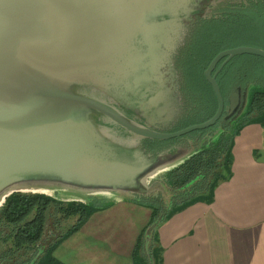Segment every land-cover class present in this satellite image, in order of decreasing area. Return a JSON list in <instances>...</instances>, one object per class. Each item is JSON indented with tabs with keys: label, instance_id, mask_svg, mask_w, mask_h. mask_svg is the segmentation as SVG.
<instances>
[{
	"label": "water",
	"instance_id": "95a60500",
	"mask_svg": "<svg viewBox=\"0 0 264 264\" xmlns=\"http://www.w3.org/2000/svg\"><path fill=\"white\" fill-rule=\"evenodd\" d=\"M223 1L188 0L170 12L160 10L162 0H0V207L13 193L82 203L155 190L168 197L158 177L199 147L188 140L151 154L142 140L206 129L223 112V120L237 116L247 93L241 101V89H233L225 105L216 74L234 56L264 58V50L242 45L217 53L204 71L217 99L214 115L173 132L155 126L154 115L169 79L178 90L177 74L172 67L171 75L150 76L141 59L152 55L159 27L177 20L187 28ZM159 221L145 229V246Z\"/></svg>",
	"mask_w": 264,
	"mask_h": 264
},
{
	"label": "trees",
	"instance_id": "16d2710c",
	"mask_svg": "<svg viewBox=\"0 0 264 264\" xmlns=\"http://www.w3.org/2000/svg\"><path fill=\"white\" fill-rule=\"evenodd\" d=\"M242 45L264 50V0H225L212 7L208 15L192 21L174 57L181 95L192 111L177 119L167 132L204 122L214 115L217 99L204 71L217 53ZM216 82L225 105L233 86L239 85L240 89H244L247 93L244 110L226 120L222 119L223 112L220 118L223 129L217 134L218 123L185 135L206 134L195 154L158 177L166 186L168 197L155 190L137 195L132 200L151 209V218L145 229L156 219L160 220L147 246L145 229L138 236L133 250V264H163L162 250L157 243V228L172 214L194 201L211 202L218 183L231 176L234 137L247 124H264V58L249 54L234 56L216 74ZM144 140L151 152L159 151L174 141ZM164 176L173 178L168 183L162 180ZM188 190H191L188 198L171 203L176 192ZM111 203L95 198L87 203L62 201L41 193L9 195L0 207V264H8L4 261L8 255L14 256L12 264H63L53 255L55 247L77 231L93 212ZM73 217L75 221L67 230L47 244H40L44 241L45 229L50 221L58 226L62 220Z\"/></svg>",
	"mask_w": 264,
	"mask_h": 264
},
{
	"label": "crops",
	"instance_id": "0c3cea01",
	"mask_svg": "<svg viewBox=\"0 0 264 264\" xmlns=\"http://www.w3.org/2000/svg\"><path fill=\"white\" fill-rule=\"evenodd\" d=\"M151 209L120 199L93 212L63 239L54 257L63 264H133V250ZM163 264H264V124L234 137L231 176L211 202L197 200L157 228Z\"/></svg>",
	"mask_w": 264,
	"mask_h": 264
},
{
	"label": "rangeland",
	"instance_id": "374dc122",
	"mask_svg": "<svg viewBox=\"0 0 264 264\" xmlns=\"http://www.w3.org/2000/svg\"><path fill=\"white\" fill-rule=\"evenodd\" d=\"M188 0H162L161 9L174 12L177 7L187 6ZM153 9H158V4H154ZM187 28L183 26L180 21H171L169 24L159 27L157 33H153L151 37V43L153 45L152 55H146L141 61H145L146 66L151 70L150 76L163 77L172 74L173 58L176 49L182 43ZM148 57V59H145ZM146 77L149 75L145 74ZM149 76V77H150ZM171 83V84H169ZM176 84L172 83V79L168 80V88L159 93L158 100L163 101V106L158 110V114L155 113V118L152 122L155 126H160L162 130L168 128L167 124L172 123L177 116L179 93H177ZM149 114V112H148ZM153 116V117H154ZM168 124V125H169ZM166 125V126H165ZM75 221V217L62 220L61 223L53 227L48 223L45 229L44 240L49 241L52 235H59L72 225Z\"/></svg>",
	"mask_w": 264,
	"mask_h": 264
},
{
	"label": "flooded vegetation",
	"instance_id": "af4514ba",
	"mask_svg": "<svg viewBox=\"0 0 264 264\" xmlns=\"http://www.w3.org/2000/svg\"><path fill=\"white\" fill-rule=\"evenodd\" d=\"M187 31H188V27H187V30H186V33H185V36L187 35ZM185 36H184V38H185ZM183 41H184V39H183ZM183 41H182V43H183ZM182 43L180 44V45H182ZM177 53V52H176ZM175 53V54H176ZM174 57H175V55H174ZM175 64V58H173V68H174V70H175V72H176V74H177V82H179V80H180V77H179V73H178V71L176 70V66L174 65ZM237 87H239V85H236V86H233V89H235V88H237ZM232 89V90H233ZM231 90V91H232ZM178 93H179V104H178V114H177V116H176V118L174 119V121H173V123L172 124H170L169 125V127L167 128V129H165V130H163V131H169V130H171V128H172V125L174 124V122L177 120V119H180L181 117H184V116H186V115H188L191 111H192V108L191 107H188V106H186V104H185V100H184V98H183V96L181 95V90H180V82H179V84H178ZM244 93H245V91H244V89H241V91H240V98H241V101H243V99H244ZM242 107V104H240V106L238 107V108H241ZM237 112H238V110H237ZM236 115V113L232 116V117H234ZM222 117V116H221ZM220 117V118H221ZM220 121V122H219ZM218 123V126L222 123V120H218L217 122H216V124ZM215 124V125H216ZM214 126V125H213ZM212 127V126H211ZM209 128V127H208ZM191 133V132H190ZM186 135V134H185ZM185 135H183V136H180V137H177V138H172V139H174V141H173V143H171L170 145H168L167 147H165V148H168V147H170V146H172V145H178V146H184V147H186V146H188V140H191L196 146H198L199 144H200V142H201V140L203 139V138H205V135L206 134H203V133H201V134H199V133H196V134H193V135H191V136H185ZM141 148H142V150L145 152V153H151V154H155V153H157V152H159V151H161V150H159V151H154V152H151V151H149L148 150V148H149V144H147L146 143V140H143L142 142H141ZM165 148H163V149H165ZM171 178H173V177H171ZM171 178L169 177V176H164L163 177V181L164 180H166V182H170V180H171ZM191 190H188V191H185V192H180V191H178V192H176L175 193V196L174 197H172V199H171V203L172 202H179V201H182V200H184V199H186V198H188L191 194H188L189 192H190ZM50 224L52 225V223H51V221H50ZM57 226V224H54L53 225V227H56ZM56 236H58V234L57 235H52L51 236V238L52 239H50L49 241H52ZM49 241H47V240H44L43 242H41L40 244L41 245H45V244H47ZM4 259V258H3ZM4 261H6V263H8V264H12L13 262H14V256H10V255H8V258L6 259H4ZM5 263V262H4Z\"/></svg>",
	"mask_w": 264,
	"mask_h": 264
}]
</instances>
